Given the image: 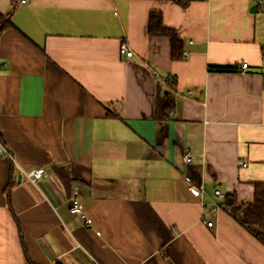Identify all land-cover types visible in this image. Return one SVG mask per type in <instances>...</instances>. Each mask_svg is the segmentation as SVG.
Instances as JSON below:
<instances>
[{
	"label": "crops",
	"instance_id": "0c3cea01",
	"mask_svg": "<svg viewBox=\"0 0 264 264\" xmlns=\"http://www.w3.org/2000/svg\"><path fill=\"white\" fill-rule=\"evenodd\" d=\"M151 11L178 32L179 59L167 36L147 33ZM9 12L0 264H264V246L212 194L252 200L264 182L257 0H0V15ZM167 74L174 113L161 117ZM38 168L41 178L27 180ZM75 188L90 225L68 210Z\"/></svg>",
	"mask_w": 264,
	"mask_h": 264
},
{
	"label": "trees",
	"instance_id": "16d2710c",
	"mask_svg": "<svg viewBox=\"0 0 264 264\" xmlns=\"http://www.w3.org/2000/svg\"><path fill=\"white\" fill-rule=\"evenodd\" d=\"M182 6L188 0H175ZM264 7L263 3L260 5ZM11 12V11H10ZM10 12L5 16L0 15V32L9 25ZM147 33L151 35H164L170 40V56L172 60L182 56V43L178 32L174 29L165 27L162 24L160 12L151 11L148 15ZM261 56L264 60V45L261 47ZM232 68L220 67L217 70H231ZM164 84L166 94L156 102V115L164 116L170 109H173L171 90L174 87V78ZM115 116L108 111V116ZM254 197L252 200H238L235 194L226 193L223 197L222 208L227 211L230 217L244 228L253 238H256L264 246V182L254 183ZM27 260H29L27 256ZM30 264H34L29 260ZM56 264H60L56 262Z\"/></svg>",
	"mask_w": 264,
	"mask_h": 264
},
{
	"label": "built area",
	"instance_id": "2783aa9c",
	"mask_svg": "<svg viewBox=\"0 0 264 264\" xmlns=\"http://www.w3.org/2000/svg\"><path fill=\"white\" fill-rule=\"evenodd\" d=\"M26 0H21V2H25ZM263 3V0H257V4L261 5ZM118 49L120 50V53L125 54L127 57H131L132 55V50L128 48L127 43L125 41H121L119 43ZM247 67V63H242L241 64V69L245 70ZM173 77L170 74H167L163 79L162 82L166 83L167 81H172ZM170 116H173V110L168 112ZM0 154H4L5 156H8L10 159H12V156L10 153L2 146L0 145ZM184 162L185 164H190L191 162V154L190 152L184 153ZM245 165V164H243ZM44 170L38 168V169H31L30 172L26 174V178L29 181L35 182L38 179L41 178ZM184 180L187 183L188 189L192 192V194H199L202 195L205 191L204 185L201 183L200 185H196L193 183L191 180H189L188 177H184ZM212 194L215 195L219 200H222L224 195L219 192L217 188L212 189ZM69 207L68 210L72 214L79 213L81 216L85 219V224L90 225L91 224V219L86 215L84 211V205L82 200L79 197V190L75 188V190H72L69 197ZM218 204V202L216 203ZM207 226H211L212 222H205Z\"/></svg>",
	"mask_w": 264,
	"mask_h": 264
},
{
	"label": "water",
	"instance_id": "95a60500",
	"mask_svg": "<svg viewBox=\"0 0 264 264\" xmlns=\"http://www.w3.org/2000/svg\"><path fill=\"white\" fill-rule=\"evenodd\" d=\"M255 9H256V4H253V5L250 6V9L249 10L250 11H254Z\"/></svg>",
	"mask_w": 264,
	"mask_h": 264
}]
</instances>
